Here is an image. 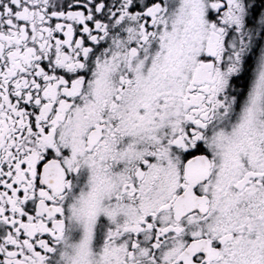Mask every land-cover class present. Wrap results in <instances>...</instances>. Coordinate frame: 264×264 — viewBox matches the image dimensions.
<instances>
[{"label": "snow or ice", "instance_id": "snow-or-ice-1", "mask_svg": "<svg viewBox=\"0 0 264 264\" xmlns=\"http://www.w3.org/2000/svg\"><path fill=\"white\" fill-rule=\"evenodd\" d=\"M0 264H264V0H0Z\"/></svg>", "mask_w": 264, "mask_h": 264}]
</instances>
